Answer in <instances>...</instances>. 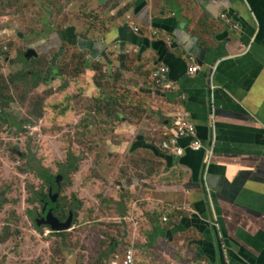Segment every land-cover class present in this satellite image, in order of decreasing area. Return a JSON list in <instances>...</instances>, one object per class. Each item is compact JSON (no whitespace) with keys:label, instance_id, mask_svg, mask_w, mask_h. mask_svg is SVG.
I'll return each mask as SVG.
<instances>
[{"label":"crops","instance_id":"obj_1","mask_svg":"<svg viewBox=\"0 0 264 264\" xmlns=\"http://www.w3.org/2000/svg\"><path fill=\"white\" fill-rule=\"evenodd\" d=\"M62 2L28 49L52 72L84 67L88 178L145 202L130 222L115 206L127 235L109 264L124 244L135 264H264V0ZM176 114L195 128L181 156L162 147Z\"/></svg>","mask_w":264,"mask_h":264},{"label":"rangeland","instance_id":"obj_2","mask_svg":"<svg viewBox=\"0 0 264 264\" xmlns=\"http://www.w3.org/2000/svg\"><path fill=\"white\" fill-rule=\"evenodd\" d=\"M60 8L62 0H0V112L5 113L0 118V264H109L108 247L127 235L126 224L112 216L115 206L123 201L121 211L130 222L145 205L136 203V195L130 203L131 196L100 177L88 178L94 173L86 171L90 159L84 148L95 140L86 132V116L96 104L80 99L84 75L78 70L84 67L66 61L46 85L42 81L52 70L50 62L26 55L36 31L47 32L45 23ZM78 8L73 4V10ZM59 108L72 114L61 116ZM109 124L117 128L116 122ZM112 142L119 140L115 136ZM71 149L75 157L68 155ZM67 165L78 170L66 172ZM49 211L61 224L71 215L70 226L59 231L41 224Z\"/></svg>","mask_w":264,"mask_h":264},{"label":"built area","instance_id":"obj_3","mask_svg":"<svg viewBox=\"0 0 264 264\" xmlns=\"http://www.w3.org/2000/svg\"><path fill=\"white\" fill-rule=\"evenodd\" d=\"M203 1L217 2L222 0H203ZM122 55L119 56L120 60L125 58V54ZM192 70L193 72H195L197 69H192ZM166 72H167L166 68H161L158 73L164 74ZM172 127L175 131L176 137L172 138L169 144L163 143L162 147L164 149H170L176 155L181 156L182 151L177 147V140L180 138L193 137L195 135V128L193 124L183 116V114H176L173 117ZM192 148L194 150H200V146L198 144H194V145L192 144ZM110 264H135L133 251L131 250V248H125L123 254L121 256L116 255Z\"/></svg>","mask_w":264,"mask_h":264},{"label":"water","instance_id":"obj_4","mask_svg":"<svg viewBox=\"0 0 264 264\" xmlns=\"http://www.w3.org/2000/svg\"><path fill=\"white\" fill-rule=\"evenodd\" d=\"M31 51L29 50V52L26 54L27 56H32L31 55ZM123 56V55H122ZM50 201H53L52 198H49ZM54 215H52V212L49 211L48 214L45 216L46 218H44L42 221H41V224H43L44 226H49L50 228L53 229V226L58 229L59 231L65 229V228H68L70 226V222L72 221V217L71 215L69 216L68 220L66 221V223L64 224H61L60 221H58L56 218L53 217ZM40 223L38 225V227L41 225ZM53 224V226H52ZM58 225V226H57ZM57 226V227H56Z\"/></svg>","mask_w":264,"mask_h":264},{"label":"trees","instance_id":"obj_5","mask_svg":"<svg viewBox=\"0 0 264 264\" xmlns=\"http://www.w3.org/2000/svg\"><path fill=\"white\" fill-rule=\"evenodd\" d=\"M51 72H52V70L49 71V74L46 77H43V82L44 83L47 82V80L49 79V76H50ZM39 75H42V73H37L36 76L38 77ZM20 80H21V78H20ZM13 81L16 82L15 80H10V82H12V83H13ZM35 83L38 84V80H36ZM4 86H5V90L8 89V87H9L8 81L7 82L6 81L4 82ZM0 100H1V97H0ZM2 107H3V105L0 103V110H1ZM64 169L66 170V172H73L74 173L76 171V167H72L71 165H67ZM37 170L40 171L41 168H38V169L35 170L36 174H37ZM47 201L49 203L51 202V201H49V199H47Z\"/></svg>","mask_w":264,"mask_h":264},{"label":"clouds","instance_id":"obj_6","mask_svg":"<svg viewBox=\"0 0 264 264\" xmlns=\"http://www.w3.org/2000/svg\"><path fill=\"white\" fill-rule=\"evenodd\" d=\"M120 55H122V54H120ZM120 55H119V56H120ZM118 59H119V57H118Z\"/></svg>","mask_w":264,"mask_h":264},{"label":"bare ground","instance_id":"obj_7","mask_svg":"<svg viewBox=\"0 0 264 264\" xmlns=\"http://www.w3.org/2000/svg\"><path fill=\"white\" fill-rule=\"evenodd\" d=\"M57 226H58V225H57ZM57 226H56V227H57ZM55 229H56V228H55Z\"/></svg>","mask_w":264,"mask_h":264}]
</instances>
